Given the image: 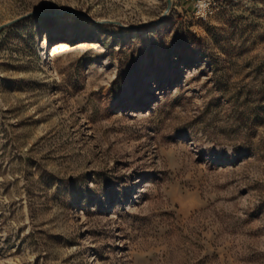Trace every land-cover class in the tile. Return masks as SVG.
I'll return each mask as SVG.
<instances>
[{
	"label": "rangeland",
	"instance_id": "374dc122",
	"mask_svg": "<svg viewBox=\"0 0 264 264\" xmlns=\"http://www.w3.org/2000/svg\"><path fill=\"white\" fill-rule=\"evenodd\" d=\"M168 2L0 0V264H264V0Z\"/></svg>",
	"mask_w": 264,
	"mask_h": 264
},
{
	"label": "bare ground",
	"instance_id": "6f19581e",
	"mask_svg": "<svg viewBox=\"0 0 264 264\" xmlns=\"http://www.w3.org/2000/svg\"><path fill=\"white\" fill-rule=\"evenodd\" d=\"M58 34H59L58 32H55L53 35H58ZM43 46L45 47L46 53L48 55H53L57 47L54 42L48 44V35L46 33L43 36Z\"/></svg>",
	"mask_w": 264,
	"mask_h": 264
},
{
	"label": "water",
	"instance_id": "95a60500",
	"mask_svg": "<svg viewBox=\"0 0 264 264\" xmlns=\"http://www.w3.org/2000/svg\"><path fill=\"white\" fill-rule=\"evenodd\" d=\"M169 8L172 6V0H169ZM20 20V18L19 19H16V20H13L12 22H9V23H7V24H4V25H2V26H0V30H2L3 28H5V27H7V26H9V25H11V24H13V23H15V22H17V21H19ZM109 22H111V21H109ZM156 22H159V21H156ZM123 27H126V26H124L123 25Z\"/></svg>",
	"mask_w": 264,
	"mask_h": 264
}]
</instances>
